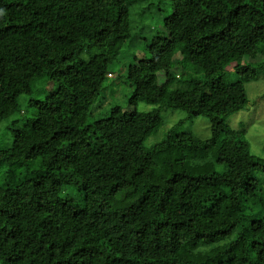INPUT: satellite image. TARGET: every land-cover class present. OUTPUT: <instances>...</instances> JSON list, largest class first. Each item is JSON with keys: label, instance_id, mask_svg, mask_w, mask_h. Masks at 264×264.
I'll return each mask as SVG.
<instances>
[{"label": "trees", "instance_id": "trees-1", "mask_svg": "<svg viewBox=\"0 0 264 264\" xmlns=\"http://www.w3.org/2000/svg\"><path fill=\"white\" fill-rule=\"evenodd\" d=\"M262 69L264 0H0V264H264V158L227 122ZM115 79L155 107L105 108Z\"/></svg>", "mask_w": 264, "mask_h": 264}, {"label": "rangeland", "instance_id": "rangeland-1", "mask_svg": "<svg viewBox=\"0 0 264 264\" xmlns=\"http://www.w3.org/2000/svg\"><path fill=\"white\" fill-rule=\"evenodd\" d=\"M135 17V16H134ZM136 51L142 56L146 52L141 46L137 49L128 48L125 52L124 59L129 61ZM247 53L255 54L253 49H246ZM124 63V61L122 62ZM229 79L235 77V71L231 69ZM113 78V75H110ZM247 90L250 102L247 107L233 115L227 122L232 127L242 129L243 137L249 142L252 153L264 158V70H261L259 78L247 83ZM131 92L129 87L121 81L114 80L107 89L103 105L105 108L115 104H121L126 109H138L141 111L151 110L155 105L147 104L145 101L138 103H129L127 94ZM163 124L159 130L152 133L146 141L147 145H152L162 139L165 133L175 124H178L187 116L186 111L182 109L163 108L162 109ZM183 130H189L202 138H207L211 135V123L208 117L199 116L188 119L182 123ZM258 176L264 185V170L258 172Z\"/></svg>", "mask_w": 264, "mask_h": 264}]
</instances>
